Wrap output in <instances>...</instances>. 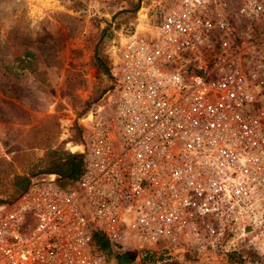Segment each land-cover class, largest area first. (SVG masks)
<instances>
[{"label": "built area", "instance_id": "built-area-1", "mask_svg": "<svg viewBox=\"0 0 264 264\" xmlns=\"http://www.w3.org/2000/svg\"><path fill=\"white\" fill-rule=\"evenodd\" d=\"M260 0H170L151 29L110 42L112 87L80 122L82 172L29 180L0 203V264H111L187 238L221 247L264 226V108L230 54Z\"/></svg>", "mask_w": 264, "mask_h": 264}, {"label": "rangeland", "instance_id": "rangeland-1", "mask_svg": "<svg viewBox=\"0 0 264 264\" xmlns=\"http://www.w3.org/2000/svg\"><path fill=\"white\" fill-rule=\"evenodd\" d=\"M169 5L170 0H0V203L22 193V180L42 178L68 155H82L81 119L112 87L110 42L127 30L151 29ZM235 20V65L248 77L264 73V13ZM256 91L261 110L264 85ZM225 237L221 247L187 238L147 252L131 250L129 264H264V226L236 228ZM144 253L150 258L144 260Z\"/></svg>", "mask_w": 264, "mask_h": 264}, {"label": "trees", "instance_id": "trees-1", "mask_svg": "<svg viewBox=\"0 0 264 264\" xmlns=\"http://www.w3.org/2000/svg\"><path fill=\"white\" fill-rule=\"evenodd\" d=\"M82 155H68L62 163H60L54 172H47V174H56L63 180L76 181L82 172ZM29 180H22V192L27 188ZM94 243L98 249L108 255V257L115 261L114 264H129L133 262L134 258L130 252L115 253L113 247L102 236L95 234ZM150 253H144L143 259H149Z\"/></svg>", "mask_w": 264, "mask_h": 264}]
</instances>
